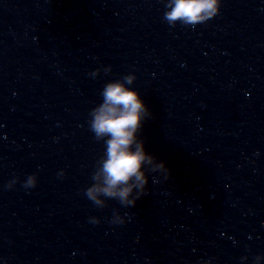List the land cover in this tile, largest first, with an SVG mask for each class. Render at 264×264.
<instances>
[{"label": "water", "instance_id": "obj_1", "mask_svg": "<svg viewBox=\"0 0 264 264\" xmlns=\"http://www.w3.org/2000/svg\"><path fill=\"white\" fill-rule=\"evenodd\" d=\"M167 2L0 0V264H264V0H219L195 27ZM126 75L170 175L99 208L90 112Z\"/></svg>", "mask_w": 264, "mask_h": 264}, {"label": "clouds", "instance_id": "obj_2", "mask_svg": "<svg viewBox=\"0 0 264 264\" xmlns=\"http://www.w3.org/2000/svg\"><path fill=\"white\" fill-rule=\"evenodd\" d=\"M219 0H168L165 7L170 9L164 13V20L174 26L177 21L183 25L195 27L215 17L219 12ZM110 69H104L107 73ZM97 72L90 75L95 78ZM135 77L126 75L121 80L105 84L101 96L103 102L90 112V130L95 134V139H104L106 145V158L102 160V168L94 171L93 183L85 191L86 197L97 207H105V202L97 197L102 195L114 199L125 208L134 207L136 201L146 195L148 178L145 170L150 173H159L166 181L169 179L170 170L163 162H156L150 154L146 155L143 142L137 140V132L142 126V121L150 117V112L139 98L136 91L130 90L125 85H131ZM62 175V173H61ZM11 181L7 187L15 184ZM36 185V177L29 176L24 183L25 189ZM135 190V191H134ZM98 224L95 218L90 221ZM113 224H123L124 218L114 213L111 221ZM258 262L261 258L257 256Z\"/></svg>", "mask_w": 264, "mask_h": 264}]
</instances>
